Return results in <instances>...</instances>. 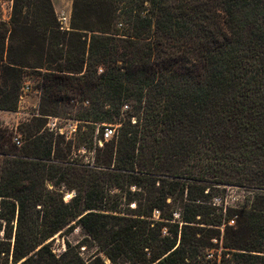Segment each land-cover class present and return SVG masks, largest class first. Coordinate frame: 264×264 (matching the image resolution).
<instances>
[{
  "label": "trees",
  "instance_id": "obj_1",
  "mask_svg": "<svg viewBox=\"0 0 264 264\" xmlns=\"http://www.w3.org/2000/svg\"><path fill=\"white\" fill-rule=\"evenodd\" d=\"M11 3L0 112L28 74L40 98L19 147L0 126V264H104L52 253L76 228L112 264H213L220 241L223 264H264V0H72L67 29L51 0ZM68 108L75 144L46 127Z\"/></svg>",
  "mask_w": 264,
  "mask_h": 264
},
{
  "label": "rangeland",
  "instance_id": "obj_2",
  "mask_svg": "<svg viewBox=\"0 0 264 264\" xmlns=\"http://www.w3.org/2000/svg\"><path fill=\"white\" fill-rule=\"evenodd\" d=\"M51 2H52V5H53V8L55 10L58 20L61 17H64L66 19L65 22H62L61 26L67 29L69 25V20H70L72 0H51ZM11 4H12L11 0H2V6L0 7V20L5 18V19H8L5 21L7 22L9 21L10 14H11ZM25 79L30 81L32 85V91H31L32 93H30L28 96H25L22 100L19 99L18 109L16 112H20L22 114L19 115L17 119L9 120L10 124L9 123L5 124V122H7V119L4 118L5 114L0 113V126L1 127H7V128L15 130L18 125H21L22 123H29L32 117L36 114V111L38 109L39 98H40L39 86H38L39 76L28 74L25 77ZM67 111H68V114L62 113L59 117L54 118L55 120L50 117L48 119V122L54 123L57 129H61L64 132L67 131L69 124H72L73 126H75L76 124V122L74 123V121L72 120L73 119L72 115L74 113H70L69 108L67 109ZM106 130L111 131L112 134L114 135L117 131V127L114 125H105L103 128V134H105ZM84 131L85 130L80 131L79 133H76L75 136H73L72 140L74 141V144L78 141L80 135L84 133ZM95 133H97V131ZM15 136L19 137L20 140L23 138L21 133L16 132V130H15ZM104 139L108 141L109 139H111L110 135L107 137L104 135ZM101 145L102 143L99 144L98 147H101ZM81 153H82L81 155L83 156L82 160H84L85 163L92 162L93 152L87 153L85 156L82 151ZM132 191L133 189H131V192ZM230 194H231L230 197L226 198V200L229 204L233 206L241 205V206L247 207L249 206L250 201L252 200V195L248 192H242L237 189H233L230 192ZM72 195H73V192L65 193L63 197L64 202H68L73 197ZM120 202L124 203V199L120 200ZM120 209H121L120 210L121 215L125 216L129 214L128 212L129 209H133V205H131L128 208V206L121 204ZM157 217H158V214L154 213V219H157ZM10 225L13 228V233H14L15 222L11 223ZM4 229L8 230V226L4 223H1L0 239L3 238ZM221 230H223V227H221ZM166 233H167V230H164V235H167ZM65 241L71 246H77L80 256L84 260L91 257L93 254L98 253L100 258L104 261V264H112L102 253H100L98 247L95 244L91 243V241L89 240H86L84 234L81 233V231L78 228L74 229L72 232H64L61 235L57 234L53 238V241L50 243V246H51L52 253L54 255L59 256L61 253H63V251L65 250V243H64ZM220 242L217 244V247H218L217 250L215 249L210 250L208 252V255L206 256V259L211 260L212 262L216 261L217 264H220V262L221 264L224 263L221 258L222 256H220V251H221ZM11 244H13V239L11 240ZM144 253H148L147 249L144 250ZM142 254H143V251H141L140 247L138 246V263L140 261V258L142 257ZM129 258L130 259L136 258V254L134 253L132 248L129 249V253L125 256V258H121V259L120 257L116 258L117 264H130L128 260Z\"/></svg>",
  "mask_w": 264,
  "mask_h": 264
},
{
  "label": "built area",
  "instance_id": "obj_3",
  "mask_svg": "<svg viewBox=\"0 0 264 264\" xmlns=\"http://www.w3.org/2000/svg\"><path fill=\"white\" fill-rule=\"evenodd\" d=\"M1 6H2V0H0V7ZM5 20H8V19L3 18L0 21L6 23L7 21H5ZM59 20H60L59 22H61L60 23L61 25H62V22L66 21V19L64 17H61ZM31 91H32V85H31L30 81L25 79L23 84H22V88H21V93H20L19 99L22 100L25 96H28L30 93H32ZM46 127L48 128L49 131L55 132V133L60 134V135H64L67 139H72L73 136H75V133H76V124H75V126H73L72 124H69L68 125V130L65 131V132L62 131L61 129H57L55 127L54 123H49L48 122ZM104 135L106 137L110 135V138L113 136L112 132L109 131V130H106ZM13 142L18 147L21 145V140H20L19 137H14ZM99 144H101V142H99ZM173 217H174L175 220H179V215L177 213L173 214ZM229 225H233V221H230Z\"/></svg>",
  "mask_w": 264,
  "mask_h": 264
},
{
  "label": "crops",
  "instance_id": "obj_4",
  "mask_svg": "<svg viewBox=\"0 0 264 264\" xmlns=\"http://www.w3.org/2000/svg\"><path fill=\"white\" fill-rule=\"evenodd\" d=\"M5 114V117L7 119V122H5V124H10L9 120H14L17 119L19 115H21L22 113L20 112H16V113H8V112H0Z\"/></svg>",
  "mask_w": 264,
  "mask_h": 264
}]
</instances>
